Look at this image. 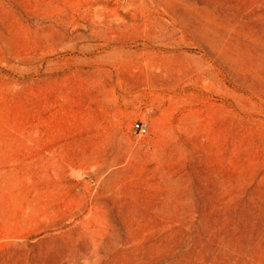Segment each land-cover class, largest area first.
Segmentation results:
<instances>
[{
  "label": "rangeland",
  "instance_id": "1",
  "mask_svg": "<svg viewBox=\"0 0 264 264\" xmlns=\"http://www.w3.org/2000/svg\"><path fill=\"white\" fill-rule=\"evenodd\" d=\"M0 264H264V0H0Z\"/></svg>",
  "mask_w": 264,
  "mask_h": 264
},
{
  "label": "built area",
  "instance_id": "2",
  "mask_svg": "<svg viewBox=\"0 0 264 264\" xmlns=\"http://www.w3.org/2000/svg\"><path fill=\"white\" fill-rule=\"evenodd\" d=\"M132 130L134 131V133L137 136H142L145 135L147 132V127L145 124L138 122V123H134L132 126Z\"/></svg>",
  "mask_w": 264,
  "mask_h": 264
}]
</instances>
